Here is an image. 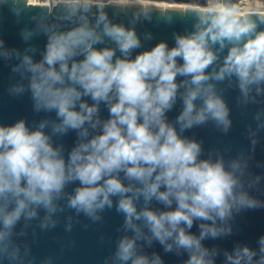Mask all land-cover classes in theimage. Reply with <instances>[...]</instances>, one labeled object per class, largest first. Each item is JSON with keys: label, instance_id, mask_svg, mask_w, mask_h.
I'll list each match as a JSON object with an SVG mask.
<instances>
[{"label": "clouds", "instance_id": "obj_1", "mask_svg": "<svg viewBox=\"0 0 264 264\" xmlns=\"http://www.w3.org/2000/svg\"><path fill=\"white\" fill-rule=\"evenodd\" d=\"M59 4L55 19L74 26L61 30L57 22L39 23L47 37L41 59H34L31 48L21 53L0 40V58L19 60L12 71L28 80L34 110L56 117L35 128L23 119L0 125V262L23 264L14 240L22 219H40L43 211L40 228H54L53 216L66 199L69 209L98 221L115 198L131 235L118 240L106 264H164L158 253L143 251L141 241H156L165 253H187L183 264H215L219 249L203 241L230 235L228 221L241 210L264 207L248 191L260 177L246 182L238 160L226 167L223 158H202L201 144L182 133L208 122L225 133L230 129L219 83L231 86L234 80L244 103L264 95V13L253 18L232 0H209L207 7L188 11L196 17L193 31L175 34L174 46L160 41L132 58L142 47L135 27L113 23L102 0ZM150 12L140 9L135 19L150 18ZM33 35L22 31L25 41ZM106 40L114 46L97 47ZM25 90L16 84L9 92ZM178 99L182 109L169 121ZM70 131L77 139L65 156L53 136ZM69 184L76 187L66 193ZM223 255V264H264V236L257 249L237 245Z\"/></svg>", "mask_w": 264, "mask_h": 264}, {"label": "water", "instance_id": "obj_2", "mask_svg": "<svg viewBox=\"0 0 264 264\" xmlns=\"http://www.w3.org/2000/svg\"><path fill=\"white\" fill-rule=\"evenodd\" d=\"M107 5L104 11L113 23L123 24L126 27H135L137 35L141 39L142 47L136 49L132 58L139 52L150 50L158 42L165 41L169 47L174 46V35H185L193 31L196 17L188 12L189 8H178L180 6L204 7L209 0H145L148 2L167 5V7L155 8L138 6H120L106 0ZM240 0H232L238 3ZM176 6V7H172ZM59 0L53 3L48 0L46 5H34L27 0H0V40L8 49H16L24 53L31 48L30 54L35 60L41 59L45 49L47 37L43 32H39V23L60 24L61 30H67L74 25L67 21H57L55 18L60 14ZM140 9H150V18L140 16L135 19V14ZM97 10L92 9L95 13ZM167 16L163 14H167ZM259 12L252 13L258 14ZM90 19L94 22V17L90 14ZM135 20V23L133 21ZM264 29V25L259 26ZM34 32L32 38L25 41L22 36L23 30ZM150 34L151 38H148ZM114 46L110 41L97 47ZM227 49L221 53L226 55ZM119 55V52H117ZM82 59V57H78ZM19 60L12 58L5 60L0 58V125H12L18 120H25L30 128L38 126L39 122L45 119L54 120L55 112H37L34 110L33 100L27 90V79H22L20 74L12 71L14 65ZM179 79V78H178ZM16 84H23L25 92L22 94H10L9 89ZM230 109V119L232 121L230 129L225 133L214 123L208 122L204 125L193 127L182 133L183 136L195 139L201 144L202 158H223L226 167L230 162L238 160L244 168V179L246 182L259 176L257 184L248 189L250 195L260 201H264V127H258V123L264 124V95L256 97V101L244 103L240 98V91L235 85V81L229 86L228 81L217 85ZM91 102V101H89ZM182 109V103L178 99L173 109L167 113L169 121H174L175 117ZM259 120L256 119L257 114ZM101 115L108 116V110L101 106ZM50 133V128L46 129ZM76 133L70 131L62 137L53 136L54 145H62L65 156L76 142ZM253 140L255 143L253 144ZM76 187L69 184L65 191L71 193ZM63 211H58L53 219L57 220L54 228L41 229L40 219L44 213L40 211V219L31 221L21 220L15 228V242L20 246L23 264H106L111 262L116 250L118 240L124 235H131L124 229V215L116 210L115 198L112 208H105L98 215V221L86 217L84 214H77L74 210L66 206V199L60 201ZM153 208H162L155 202ZM71 223V230H66V226ZM232 227V233L217 239H206L204 245L209 249L215 247L220 254L216 257L215 264H223L224 251H232L237 245H247L253 249L258 248V240L264 236V207L255 209H244L234 214L233 219L228 221ZM191 231L198 234V229L194 226ZM143 251L148 254L158 253L164 264H183L188 258L187 253L176 255L165 253L162 246L153 241L151 246L142 241ZM0 264H8L7 260Z\"/></svg>", "mask_w": 264, "mask_h": 264}, {"label": "built area", "instance_id": "obj_3", "mask_svg": "<svg viewBox=\"0 0 264 264\" xmlns=\"http://www.w3.org/2000/svg\"><path fill=\"white\" fill-rule=\"evenodd\" d=\"M27 1L29 3L31 2V4H34V5H46V6H48V0H45V3L40 2L42 0H34V2H32L31 0H27ZM259 1H262V0H240L237 4L240 6L241 12L264 13V10H261V8H257L255 6V3L259 2Z\"/></svg>", "mask_w": 264, "mask_h": 264}, {"label": "bare ground", "instance_id": "obj_4", "mask_svg": "<svg viewBox=\"0 0 264 264\" xmlns=\"http://www.w3.org/2000/svg\"><path fill=\"white\" fill-rule=\"evenodd\" d=\"M111 3H113V2H111ZM113 4H117V5H120V6L131 5V6H138V7H141V8H145V7H155V8H161V9H163V8L167 7V5H163V4L154 5L155 3H152V2L150 4V2H147V3L141 2V3H139V2L118 1V2L113 3ZM172 7H176V6H172ZM178 8H181V6L178 7Z\"/></svg>", "mask_w": 264, "mask_h": 264}, {"label": "rangeland", "instance_id": "obj_5", "mask_svg": "<svg viewBox=\"0 0 264 264\" xmlns=\"http://www.w3.org/2000/svg\"><path fill=\"white\" fill-rule=\"evenodd\" d=\"M32 2H34V0H31ZM56 1H58V0H53V3L54 2H56ZM108 1H111V2H113V3H116V2H118V1H126V2H139V3H141V2H143V3H147L148 1H145V0H108ZM40 2H44L45 3V0H42V1H40ZM102 2L103 3H106L107 1L106 0H102ZM150 4H151V2H150ZM154 5H157L156 3L154 4ZM209 5V3L206 5V6H204V7H207ZM255 6L257 7V8H261V10H264V0H262V1H259V2H256L255 3ZM191 8V7H194V8H197L198 6H181V8ZM201 8H203V7H201Z\"/></svg>", "mask_w": 264, "mask_h": 264}]
</instances>
